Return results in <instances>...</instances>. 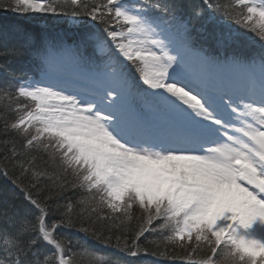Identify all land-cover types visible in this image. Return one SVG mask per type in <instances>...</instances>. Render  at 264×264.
Here are the masks:
<instances>
[{
	"label": "snow or ice",
	"instance_id": "6c2138e0",
	"mask_svg": "<svg viewBox=\"0 0 264 264\" xmlns=\"http://www.w3.org/2000/svg\"><path fill=\"white\" fill-rule=\"evenodd\" d=\"M0 11V264H264V0Z\"/></svg>",
	"mask_w": 264,
	"mask_h": 264
},
{
	"label": "trees",
	"instance_id": "16d2710c",
	"mask_svg": "<svg viewBox=\"0 0 264 264\" xmlns=\"http://www.w3.org/2000/svg\"><path fill=\"white\" fill-rule=\"evenodd\" d=\"M57 2L65 4V5L70 4V0H57ZM67 10L70 11L71 9L68 8ZM21 19H24V18L14 16V14L11 12L0 11V24L15 23ZM0 103H3V102L0 101ZM76 198L78 199L79 197L77 196ZM140 216H141V212L134 213L133 211L132 218H123V224L125 226V231L131 232L134 235L135 232L139 230V227L143 226V221L140 220L139 218ZM109 223H111V221ZM117 224H120V220L117 221ZM143 246H147L149 249H153V250H155L157 246H159L161 250L163 249V246L160 244L159 238L153 237V236H148V239L143 242L142 247ZM176 250H179V249H177V247L175 249H173L172 247H169L168 252L174 253V251ZM88 251H90V249L74 248L73 250L69 252L66 258L67 260L73 261L74 264H89L88 255H87ZM97 254L99 255V253ZM162 257L163 256H160L159 258H162ZM175 257L179 259L186 258V257H182V255H176ZM193 258L196 259L197 257L195 256ZM143 264H152V258L150 257L145 258L143 261Z\"/></svg>",
	"mask_w": 264,
	"mask_h": 264
},
{
	"label": "rangeland",
	"instance_id": "374dc122",
	"mask_svg": "<svg viewBox=\"0 0 264 264\" xmlns=\"http://www.w3.org/2000/svg\"><path fill=\"white\" fill-rule=\"evenodd\" d=\"M133 211H134V213L141 212L138 208H134ZM177 249H179V250L174 251V258H176L178 261L179 260H183L182 258L181 259H178L177 257H175L176 255H182V257H185L184 254L182 253L181 249L179 247H177ZM177 253H179V254H177ZM196 257L200 258L198 255ZM171 258L172 257L163 256L162 258H156V259H159V260H167V259H171ZM65 259H67V258L65 257ZM184 259H186V258H184Z\"/></svg>",
	"mask_w": 264,
	"mask_h": 264
}]
</instances>
